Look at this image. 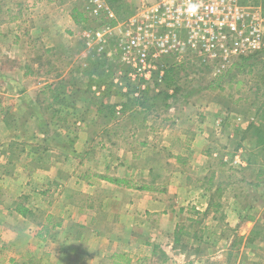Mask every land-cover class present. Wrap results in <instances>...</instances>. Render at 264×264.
Instances as JSON below:
<instances>
[{
  "label": "crops",
  "instance_id": "1",
  "mask_svg": "<svg viewBox=\"0 0 264 264\" xmlns=\"http://www.w3.org/2000/svg\"><path fill=\"white\" fill-rule=\"evenodd\" d=\"M45 1L48 8L35 22L26 17L28 0L0 3V264H209V260L217 264L216 257L228 250H243L249 254L247 259L264 255V237L257 235V227L264 222L253 221L256 211L249 210L250 206L240 210L224 199L228 188L211 166L212 153L227 159L228 139L237 149L230 163L246 164L243 144L255 146L250 132L257 119L254 110L223 106L219 98L197 102L203 94L187 97L175 91L171 96L175 102L168 108L174 120H187V115L194 114L199 121L192 118L188 131L191 155L174 156L186 169L178 176L168 172L162 186L156 181L144 186L136 182L144 171L139 161L148 142L118 145L125 152L119 156L114 155L112 143L97 142L110 149L98 158L91 154L96 143L87 136L90 128L83 120L71 128L76 131L71 144L82 158L47 149L52 142L26 139L33 96L35 112L42 108L39 96L44 97L42 110L51 115L61 107L79 111L83 105L96 114L101 112L89 104L90 92L79 82L67 92L59 90L63 76L54 74L58 63L50 55L65 36L76 34L79 22L66 15L63 7L53 8L54 0ZM79 9L73 6L71 10ZM37 43L45 54L39 61L31 53ZM37 62L40 70L35 71ZM70 95L72 104L63 103ZM101 100L105 103V97ZM37 127L35 135L48 128L63 129L62 124L52 122ZM21 131L26 151L7 167L4 152ZM215 134L226 139L217 141ZM55 141L62 143L58 138ZM36 143L41 147L32 152ZM132 146L136 154L128 155ZM96 158V162L101 159L102 170L90 171ZM155 171L154 166L145 169L151 176ZM176 177L181 179L172 182ZM226 228L231 230L230 239L224 235Z\"/></svg>",
  "mask_w": 264,
  "mask_h": 264
},
{
  "label": "rangeland",
  "instance_id": "2",
  "mask_svg": "<svg viewBox=\"0 0 264 264\" xmlns=\"http://www.w3.org/2000/svg\"><path fill=\"white\" fill-rule=\"evenodd\" d=\"M4 1L8 4H15L23 0H0V3ZM54 1L51 6L53 8L56 6L63 7L66 15L71 14L72 17L73 14L76 15V11L71 10L73 6L75 8L79 6L78 12L81 14L76 15L77 19L75 20L79 22L75 29L76 34L71 37L65 36L60 41L61 46L55 47L51 55L49 54L58 63L54 74L63 76V83L59 90L67 92L73 84L79 82L85 91L90 92L91 100L89 98L87 100L90 102L89 104H94V107L100 109L101 112L96 114L92 108L86 109L87 107L85 108L83 105L78 109L79 111H71L61 107L58 113L51 115V113L42 110L44 109L43 96L37 98V101L42 103V108L35 112L36 104H34L33 96L32 103L29 102L32 105L33 113L30 115L31 120L26 123V139L30 138L33 142L36 139L52 142L47 149L58 150L62 156L82 158L79 155L81 151L75 149V144H71V140L76 134V131L71 130V128L73 124L83 120L84 124L90 128L87 131V136L96 143L90 150L91 154L98 158L105 157V150L109 152L110 149L103 147L104 145L100 146L97 142L112 143L115 156H119L120 152H123L120 151L118 145L133 144L134 140L148 142L149 144L142 147L143 159L139 161L144 171L138 174L136 182L138 185L144 186L156 181L162 186L168 180L165 179L168 172H177L178 176L180 172L186 169L184 164L174 160V156L186 157L191 155L188 146H192L191 139L188 137L191 133L188 131H190L192 118L194 121H199L194 114L192 117L187 115V120L190 122L179 117H177V121L174 120L175 115L168 108L170 102L175 99L171 97L175 91L180 96L187 95V97L203 94L200 95L202 99L197 100V102L213 101L212 99L219 98L223 106L229 108L234 106L244 112L251 113L254 110L257 119L254 120L255 129H251L250 132L254 138L255 146H253L254 143L252 145L243 144L246 164L230 163L233 159L232 154L237 149L235 142L228 139L226 141L228 143L226 147L227 159L223 161V159H219L218 155L212 153L211 166L215 174L218 173V181L223 185L226 184L225 186L228 188V198L225 197L224 199L234 202V207L236 206L240 210H245L250 206L249 210H255L257 213L253 214V221L264 222V64L262 63L264 59L258 56V58H254L255 60L250 64V67H241L240 70L234 68L233 74L230 76L214 78L215 75L210 68L192 63L190 59H187L188 52L185 51L181 52L180 56L170 54L160 58V68L164 72L159 81H139L140 77L136 75L133 63L125 58L124 51L119 48L118 30H113L111 35H105V43L96 42L95 38L84 35V32L88 30L99 28L104 24L113 26L116 21H121L130 16L136 7L135 0H100L103 1L102 4L108 5L112 9L115 13V20L106 18L104 14L97 17L90 16L86 10L88 6H91L92 0ZM26 4H29L24 7L27 9L26 17L31 18L32 22H35L33 21L34 18L48 8L45 0H28ZM32 34V38H36V33ZM31 53L32 58L37 59L36 61L43 60V55H45L38 43ZM37 65L38 62L33 68ZM35 68V71L40 70L39 66ZM152 74L155 75V73ZM102 96L105 97V103L101 100ZM62 101L70 105L73 102L72 96L70 95ZM45 122H52L55 125L62 124L63 129L48 128L41 135H35L38 132L37 124L40 125ZM21 136L24 137L22 131L16 135V139L11 141L4 152L7 160L4 164L7 167L19 161L18 157L26 151ZM214 136L215 140H220V142L226 139L221 135L215 134ZM57 138L62 140V143L57 144L55 141ZM215 140L213 141L215 142ZM172 142L176 144L170 145ZM40 147V143H36L35 147L31 148L32 152L40 149ZM127 150L128 155L136 154L133 146L132 149ZM96 160L98 159L96 158L95 162L92 161L96 168L89 167L90 171L101 169L99 167L101 159L97 162ZM220 160L222 163L219 162ZM62 163H65L64 166H69V162ZM151 166H154L156 170L154 176L145 172V169L147 170ZM83 169L79 168V170ZM180 179L176 177L172 182ZM257 228L259 233L257 235L259 238H263L264 225L260 224ZM224 235L230 239L231 230L226 228ZM233 236V241H235V233ZM248 255L243 250L241 252L228 250L216 257L214 262L217 264H237L240 260V264H264L263 254L251 256L250 259L246 258ZM208 262L211 263L210 260Z\"/></svg>",
  "mask_w": 264,
  "mask_h": 264
},
{
  "label": "built area",
  "instance_id": "3",
  "mask_svg": "<svg viewBox=\"0 0 264 264\" xmlns=\"http://www.w3.org/2000/svg\"><path fill=\"white\" fill-rule=\"evenodd\" d=\"M135 1L130 16L84 35L105 43V35L118 30L119 48L133 63L139 81H159L164 72L160 58L185 51L187 59L210 68L214 75L243 57L264 59V0ZM91 2L86 10L90 16L116 19L103 1Z\"/></svg>",
  "mask_w": 264,
  "mask_h": 264
},
{
  "label": "trees",
  "instance_id": "4",
  "mask_svg": "<svg viewBox=\"0 0 264 264\" xmlns=\"http://www.w3.org/2000/svg\"><path fill=\"white\" fill-rule=\"evenodd\" d=\"M263 6H264V2H263ZM81 15L80 14V12H77L76 11V15ZM76 15L75 14H73V18L74 19H77L76 18ZM75 21H77V20H75ZM254 58H258L257 56H249V57H243V58H241L239 61H236V62H234L230 67H228L227 68V70L226 71H224V72H222L221 74H218V75H215V77L214 78H217V77H228V76H230L231 74H233V69L234 68H237V70H240V67H250V64H252L253 63V61L255 60ZM116 181H118V180H116Z\"/></svg>",
  "mask_w": 264,
  "mask_h": 264
}]
</instances>
